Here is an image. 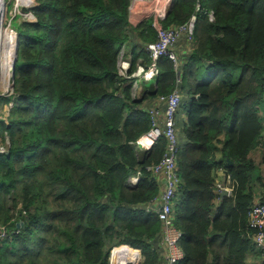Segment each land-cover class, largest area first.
Masks as SVG:
<instances>
[{
	"label": "trees",
	"instance_id": "obj_1",
	"mask_svg": "<svg viewBox=\"0 0 264 264\" xmlns=\"http://www.w3.org/2000/svg\"><path fill=\"white\" fill-rule=\"evenodd\" d=\"M198 2L214 19L200 15L190 54L178 66L160 58L157 83L138 90L118 75L119 58L131 71L148 65L157 32L152 18L131 23V0H36L28 10L13 93L0 98L11 104L0 118V144L10 142L0 155V224L19 230L0 264H109L122 245L140 250L141 264H164L162 222L146 208L162 190L147 167L167 139L147 151L136 142L152 126L148 109L176 88L189 97L174 207L180 264H249V210L264 200L253 158L264 150V0H173L163 27L187 23ZM218 169L232 187L222 200Z\"/></svg>",
	"mask_w": 264,
	"mask_h": 264
},
{
	"label": "built area",
	"instance_id": "obj_2",
	"mask_svg": "<svg viewBox=\"0 0 264 264\" xmlns=\"http://www.w3.org/2000/svg\"><path fill=\"white\" fill-rule=\"evenodd\" d=\"M172 1L173 0H131L129 6L131 23L135 25L142 22L145 16L150 15V18H152V25L157 32V40L145 46V50L149 54L151 60L148 65L139 63L135 70L131 71L130 59L123 55L119 58L118 75L133 81L134 85L140 82L149 83L158 78L160 74L158 60L160 58H168L172 60L176 66L180 65L181 57L185 58L184 56L190 54L191 46L195 42V30L199 16L206 15L210 20L214 19V11L205 10L198 2L195 7V13L192 14L187 23L180 26L164 28L162 21L166 18ZM31 3L33 4L34 0H32L30 4ZM36 5L37 3L35 2L34 7ZM24 15L27 17L26 20H31L33 18V14L29 11ZM9 29L13 32L11 28ZM15 38L17 40L16 35ZM182 42H185L186 46H181ZM179 48H181V51ZM10 89H12L11 93H13V88L10 87ZM185 96L186 95L179 88L174 89L170 94L158 96L156 99L157 106L148 109L152 126L149 131L143 134L136 142L137 148L147 151L152 149L162 137L167 139V149L161 161L147 167V170L152 172L155 178L161 182L162 190L159 197L153 200L146 208V211L153 210L162 222V235L159 241V248L164 258V264H180L184 258V252L181 247L183 233L175 224L174 207L178 190L182 183V179L178 173L179 141L176 131V120ZM9 151L10 142L6 136L5 142L0 144V155H8ZM221 171L223 172V178L221 180L218 178L217 180L220 200L229 197L232 193L231 182L226 179L224 171L218 169V172ZM139 178L140 172L132 176L130 182L135 184L138 182ZM223 191L227 192L225 196H221ZM249 225L255 230L253 235L255 249L264 254V200L257 201L250 208ZM18 232L19 230H9V228L0 224V250L5 242ZM116 248L118 247L110 251L109 264H113V252ZM138 252L140 254L139 260L136 263L129 264L142 263V252L140 250H138Z\"/></svg>",
	"mask_w": 264,
	"mask_h": 264
},
{
	"label": "bare ground",
	"instance_id": "obj_3",
	"mask_svg": "<svg viewBox=\"0 0 264 264\" xmlns=\"http://www.w3.org/2000/svg\"><path fill=\"white\" fill-rule=\"evenodd\" d=\"M32 0H17V4L30 3ZM17 6V5H15ZM8 5L0 0V83L1 88L7 90L11 85V67L14 59L16 38L15 34L4 25ZM5 27V28H4ZM140 258L138 250L130 246H120L113 252V264L136 263Z\"/></svg>",
	"mask_w": 264,
	"mask_h": 264
},
{
	"label": "rangeland",
	"instance_id": "obj_4",
	"mask_svg": "<svg viewBox=\"0 0 264 264\" xmlns=\"http://www.w3.org/2000/svg\"><path fill=\"white\" fill-rule=\"evenodd\" d=\"M4 1L8 5V11H6V18L4 20V22H5L4 25L6 27H8V28H11L13 30V32L15 33L17 39H18V32H17L18 28H17V26H19L23 21H25L27 19V17H25L24 14L26 12H28V10H30L31 8L34 7V4H35L36 1L34 0L33 4L32 3L31 4L30 3H23V4H20V5L17 4V0H4ZM15 5H17V6H15ZM148 18H150V15L145 16L143 21L147 20ZM16 43H17V40H16ZM154 81H151L149 83H153ZM10 87L11 86H9L7 90L2 89L1 88V83H0V98L1 97H6V96H9L10 94H12L11 93L12 89H10ZM133 88L138 90V89H140V86L137 84V85H134ZM138 98H141V97H138ZM10 105L11 104H8L6 102L0 103V118H5V113L9 110ZM263 146H264V144H263ZM263 154H264V150H258L255 153V155H253L256 164L262 170L261 171L262 175L264 174V162H263V159H262L263 158ZM141 259L142 260L144 259L143 256H142Z\"/></svg>",
	"mask_w": 264,
	"mask_h": 264
},
{
	"label": "crops",
	"instance_id": "obj_5",
	"mask_svg": "<svg viewBox=\"0 0 264 264\" xmlns=\"http://www.w3.org/2000/svg\"><path fill=\"white\" fill-rule=\"evenodd\" d=\"M179 50L181 51V48H179ZM189 101V97L185 96L181 109L178 112L177 115V120H176V131L179 137V141L181 143H185L186 142V138H185V134H184V128L185 125L187 123V113H186V106L187 103ZM260 116L263 118V124H264V105H262L260 107ZM264 144V142H263ZM262 144V149H264V146ZM255 155V154H254ZM254 158V156H253ZM218 178H220V180L223 178V172H217ZM220 200V199H219ZM248 263L249 264H264V256H261V253L257 250L254 249V251H252L249 256H248Z\"/></svg>",
	"mask_w": 264,
	"mask_h": 264
},
{
	"label": "water",
	"instance_id": "obj_6",
	"mask_svg": "<svg viewBox=\"0 0 264 264\" xmlns=\"http://www.w3.org/2000/svg\"><path fill=\"white\" fill-rule=\"evenodd\" d=\"M18 49H19V40L17 39V43H16V47H15V55H14V59H13L12 67H11L10 82H11V87L12 88H14V86H15V81L14 80H15V72H16V61H17V58H18ZM153 83L156 84L157 80H155ZM229 163H231V162L229 161ZM226 194H227V192L223 191L221 193V196H225Z\"/></svg>",
	"mask_w": 264,
	"mask_h": 264
}]
</instances>
